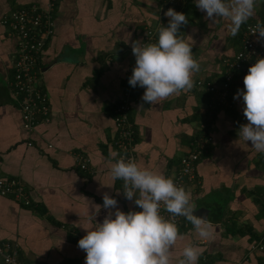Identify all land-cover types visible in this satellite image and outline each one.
Returning a JSON list of instances; mask_svg holds the SVG:
<instances>
[{"label":"crops","instance_id":"1","mask_svg":"<svg viewBox=\"0 0 264 264\" xmlns=\"http://www.w3.org/2000/svg\"><path fill=\"white\" fill-rule=\"evenodd\" d=\"M50 1L0 0V179L18 180L29 198L26 204L0 194L4 250L15 249L22 263L85 264L78 241L107 214L94 207L103 205V193L125 213L141 211L125 198L122 180L111 175L119 159L115 108L128 90L140 167L174 179L191 143L202 136V125L212 132L186 186L211 235L201 238L191 223L182 225L170 264H179L189 244L199 247L197 264H264V153L239 138L240 125L248 121L242 97L234 99L249 67L233 85L228 110L207 88L222 80L224 60L241 49L244 27L261 19L264 0H257L254 16L235 37L230 21L217 18L212 24L194 0H184L178 12L188 24L180 36L192 45L200 70L192 89L155 104H145V89L128 83L135 66L130 42H157L158 28L168 25L167 0H56L39 81L49 96L50 116L29 131L11 90L19 39L3 18L34 4L48 8Z\"/></svg>","mask_w":264,"mask_h":264},{"label":"clouds","instance_id":"2","mask_svg":"<svg viewBox=\"0 0 264 264\" xmlns=\"http://www.w3.org/2000/svg\"><path fill=\"white\" fill-rule=\"evenodd\" d=\"M194 3L212 24L217 18L230 21L229 30L235 37L254 16L257 0ZM164 15L169 18L168 25L158 28L156 43L130 42L135 66L128 83L133 88L145 89L141 97L145 104H155L174 93L192 89L193 74L200 70L192 45L180 36L181 27L188 24L186 14L168 8ZM252 34H258L257 42H264V22L258 21ZM243 83L244 88L234 95V99L242 97L243 115L248 121L240 125L239 138L251 142L258 153H264V58H258L249 67ZM111 175L113 180L124 182L125 198L134 200L141 211L125 213L114 197L103 193V205L94 207H103L107 214L102 223L95 222V227L78 241V247L86 253L85 264H170L171 251L179 237L176 216L185 217L201 238L211 235V224L203 215H196L190 193L172 177L142 168L126 156L112 164ZM162 205L171 219L161 214ZM199 255V247L189 244L183 249L179 264H197Z\"/></svg>","mask_w":264,"mask_h":264},{"label":"built area","instance_id":"3","mask_svg":"<svg viewBox=\"0 0 264 264\" xmlns=\"http://www.w3.org/2000/svg\"><path fill=\"white\" fill-rule=\"evenodd\" d=\"M55 1L51 0L48 8L34 4L14 10L3 18V24L8 27L9 32L12 35H17L19 39L17 56L13 62L14 77L11 82V90L19 103L23 126L29 131L35 128L42 117L48 119L50 116L49 96L45 91H42L39 81L43 74L41 60L45 53L47 41L54 33L53 10ZM183 5L184 0H167L164 4L166 10L173 8L177 12L179 7ZM258 21L264 22V14ZM258 21L246 26L242 37V49L237 53L234 61L228 63L229 68L224 76L225 82L208 85L207 88L216 96V101L226 102L230 84L234 78L233 67L243 68L246 65L254 64L258 58L264 57V42H257L258 34H252V29ZM201 84H203L202 81L198 82V85ZM130 109V92L127 90L115 108L114 119L118 132L116 145L119 157L126 156L135 161V128L129 116ZM202 128V136L191 143L190 150L182 157L180 169L174 177L175 183L182 185L185 189L195 177V169L201 150L213 139L212 132L209 131L207 125H202ZM81 166L85 168L84 163ZM123 184L122 181V189L124 190ZM0 194H14L23 199L26 204L29 203L25 185L16 179H0ZM161 214L166 218H172L163 205L161 206ZM174 222L178 229L182 225L190 226V222L183 216H176ZM4 247L6 246L0 245V253L4 256L5 264H35L22 263L15 249L11 250L7 246L8 250H4Z\"/></svg>","mask_w":264,"mask_h":264},{"label":"trees","instance_id":"4","mask_svg":"<svg viewBox=\"0 0 264 264\" xmlns=\"http://www.w3.org/2000/svg\"><path fill=\"white\" fill-rule=\"evenodd\" d=\"M185 5V4H184ZM182 7V6H181ZM180 8V7H179ZM251 23H253V22H251ZM250 24V23H249ZM248 25V24H247ZM246 25V26H247ZM246 26L244 27V30H243V32L245 31V28H246ZM243 35V34H242ZM241 41H242V38H241ZM241 49H242V42H241ZM240 49V50H241ZM239 50V51H240ZM238 51V52H239ZM237 52V53H238ZM237 53L236 54H234L232 57H229V58H227L226 60H224V68H223V78H222V80L220 81V83H224L225 82V75L227 74V70H228V68H229V65H228V63L229 62H233L234 61V59L236 58V55H237ZM264 58V57H263ZM251 65H246V67H241V68H237V67H233V69H232V74H233V81H232V83L230 84V89H229V93H228V95H227V98H226V102L225 103H222V102H219V101H215V103L217 104V105H219V106H221V107H223L224 109H226V110H228L230 107H231V93H232V88H233V85H234V83H235V81L237 80V78L241 75V74H244L245 73V70L248 68V67H250ZM219 84V83H218ZM212 93V92H211ZM213 94V93H212Z\"/></svg>","mask_w":264,"mask_h":264},{"label":"water","instance_id":"5","mask_svg":"<svg viewBox=\"0 0 264 264\" xmlns=\"http://www.w3.org/2000/svg\"><path fill=\"white\" fill-rule=\"evenodd\" d=\"M201 212H202V211L197 210L196 215H201Z\"/></svg>","mask_w":264,"mask_h":264}]
</instances>
